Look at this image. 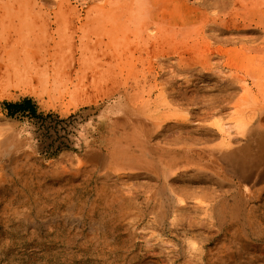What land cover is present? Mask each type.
Here are the masks:
<instances>
[{
	"label": "rangeland",
	"instance_id": "rangeland-1",
	"mask_svg": "<svg viewBox=\"0 0 264 264\" xmlns=\"http://www.w3.org/2000/svg\"><path fill=\"white\" fill-rule=\"evenodd\" d=\"M13 1L14 8L40 13L32 26L25 15L10 14L6 22L19 26L0 29V185L21 187V178L41 192L20 189L9 204L10 195L18 193L0 189V220L22 228L13 243L0 235V264H244L251 255L256 259L249 264H264V251L257 258L261 241L247 238L252 247L247 254L224 235L234 209L229 210L231 196H241L240 189L212 184L189 168L170 183L185 189H166V174H176L182 164L197 167L200 152L168 170L161 154H174L154 144L183 132L199 137L200 128L172 126L136 141L130 139L137 137L133 121L124 133L118 131L128 108L110 71L136 92V104L145 105L155 124L171 114L183 116L185 103H171L169 96L163 100L159 90L149 92L150 85L181 91L187 80L190 89L200 84V28L215 10L200 11L194 0ZM253 27L243 30L249 34ZM236 45L253 55L251 63L263 54L254 39ZM152 62L156 67L149 69ZM133 78L139 79L137 86ZM225 111L209 121L218 120L236 136L232 110ZM219 139L214 134L209 143ZM110 147L135 149L142 160L112 165ZM217 195L226 206L217 205ZM211 203L214 209L205 210ZM111 239L126 241L115 251L95 254L108 248L99 242Z\"/></svg>",
	"mask_w": 264,
	"mask_h": 264
},
{
	"label": "bare ground",
	"instance_id": "bare-ground-1",
	"mask_svg": "<svg viewBox=\"0 0 264 264\" xmlns=\"http://www.w3.org/2000/svg\"><path fill=\"white\" fill-rule=\"evenodd\" d=\"M194 2H200V11L215 10V14L207 16L203 27L200 28L203 39L200 42V84L190 89V82L187 80L184 82L183 90L180 91L178 87L173 88L172 85L168 87L154 82L150 85L149 91L159 90L163 100L169 96L171 103H185L188 106L187 113L183 116L171 114L155 124L145 115V105L136 104L134 97L136 92L129 90L125 82L116 79L112 69L110 76L115 80L116 92L124 98L128 108L127 116L118 131L124 133L129 120L133 121L132 130L137 137L132 136L133 138L130 139L136 141L142 140L139 139L140 137L149 140L151 136L162 135L164 130L172 126L182 129L189 126V123H194L196 128H200L199 137H185L182 131L183 133H179L171 141L164 135V140L154 144L157 148H165L169 155L174 154L173 156L161 154L163 167L168 170L175 163L182 162L185 156L196 153L199 155L200 152V165L190 167L188 164H182L181 170L176 174L173 175L171 172L166 174L164 184L167 185L166 189H185V184L171 187L170 183L189 168L195 173L200 171L202 178L211 181L212 184H224L226 189H240L241 196L239 194L231 196L232 207L229 210L234 209L228 212L230 221L225 224L224 235L227 234L232 243L238 242L237 251H245L248 254L252 247L246 243L247 238L259 240L264 244V0H194ZM27 12L30 14L28 15ZM39 13V9L23 8V6L14 8L13 0H0V29L19 26L16 22H6L5 18L10 14L18 19L25 15L32 26L35 25ZM247 25H254L249 34L243 30ZM21 27L24 25L21 24ZM247 38L257 41L256 50L263 52L255 63L250 62L253 55L244 54L237 49V41ZM159 54L164 55L163 52ZM184 60L179 59V65H184ZM156 64L152 62L148 68H154ZM123 78L128 79V76ZM132 83L137 86L139 79L133 78ZM229 109L232 110L230 122L237 130L236 136L223 130L218 120L209 121L215 116L222 115L225 110L229 112ZM129 112L132 114L128 115ZM214 134L220 136L219 141L209 143ZM15 153L17 152H12L11 156L15 157ZM8 157L12 162L14 157ZM107 157L112 165L122 163L129 165L134 161L142 160L141 156L135 153V149L123 147L118 150L110 147ZM146 169L150 170L148 166ZM130 174L127 175L130 177ZM153 176L159 179L158 173H153ZM18 183L21 187L12 183L0 185V189L18 193L16 196L10 195L7 200L9 204L19 198V193H22L20 189H27L32 194L41 192V189L33 190L28 187L27 181H22L21 178L18 179ZM141 187L142 185H139L136 189ZM217 197V205L220 207L227 205L223 203L224 199H220L221 196L217 195ZM233 200L236 201V205ZM248 201L255 204L247 206ZM208 209H214L213 203L205 210ZM0 227L3 228L0 230V235L8 237L12 243L20 240L22 231L20 223L9 219L0 220ZM125 241V239L103 240L99 243L105 244L107 250H98V253L90 251V253L103 256L105 252L115 251L119 244H124ZM8 247H11V244H8ZM263 251L264 249L259 250L257 258L263 256ZM251 259H256V255L246 256L244 264H249ZM233 262L237 264L236 260Z\"/></svg>",
	"mask_w": 264,
	"mask_h": 264
}]
</instances>
